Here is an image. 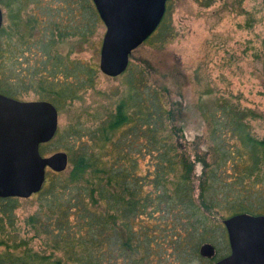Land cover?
I'll use <instances>...</instances> for the list:
<instances>
[{
	"label": "trees",
	"instance_id": "1",
	"mask_svg": "<svg viewBox=\"0 0 264 264\" xmlns=\"http://www.w3.org/2000/svg\"><path fill=\"white\" fill-rule=\"evenodd\" d=\"M13 1L35 5L42 2ZM62 1V9L67 11L65 19L61 24L43 20L42 34L35 45L29 44L30 51L38 41L48 50L69 36L85 41L87 35L93 34L100 19L92 1L72 0L81 4L79 9L70 0ZM195 1L210 6L215 0ZM60 10L45 5L49 18L61 17ZM87 10L89 25L83 22ZM166 20L165 12L153 35L165 33ZM39 24V18L32 15L26 26L38 29ZM49 50L46 56L54 59L49 73L53 77L73 73L77 78L73 86L76 89L64 83L57 91L56 86L61 85H53L52 89L41 83L42 91L58 108L65 99L76 98L79 91L94 86L95 69L70 61L68 54L52 57ZM126 90L115 112L87 130L88 138L78 149H66L71 164L68 174H54L56 177L39 192V211L26 221L35 237L43 238L52 251L62 253L71 264H191L202 258L200 246L214 240L215 231L209 227L213 211L226 208L229 217L240 213L264 215L261 189L242 185L238 192L234 191L237 182L242 183L245 177L255 176L262 183L264 141L254 139L233 110L223 112L224 127L238 136L243 149H213L217 158L211 164L201 157L192 161L184 151V135L176 124L174 110L167 108L166 92L152 88L145 74L136 76L130 72ZM65 131L72 138L83 135L77 126ZM145 156L152 158V170L142 175L139 163ZM239 158L244 160L236 183L223 181L217 170ZM197 163L203 166L198 194L193 181ZM16 207L17 198L0 199V223L2 218L12 223ZM0 232L5 234L2 226ZM26 246L23 240H13L9 245L0 239V247H5L0 251V264H64ZM22 247L25 249L18 252Z\"/></svg>",
	"mask_w": 264,
	"mask_h": 264
},
{
	"label": "rangeland",
	"instance_id": "2",
	"mask_svg": "<svg viewBox=\"0 0 264 264\" xmlns=\"http://www.w3.org/2000/svg\"><path fill=\"white\" fill-rule=\"evenodd\" d=\"M39 1H42L41 4L35 5L0 0L3 12L0 93L22 101L51 102L41 89L42 82L44 87L52 89L53 85H61L56 86L57 91L62 90L64 83L76 87L77 78L73 73L56 77L49 73L54 63V59L46 56L49 49L52 57L68 54L70 61L95 69L94 86L82 89L76 98L65 99L57 108V134L44 147L43 154L50 156L64 152L69 163L63 173L48 172L46 185L56 177L54 174L65 176L70 171V155L66 149H78L88 138L87 130L94 129L108 114L115 112L120 99L126 94L129 72L136 76L145 74L152 88L166 92L167 108L174 110L176 124L182 128L184 135V151L192 161L201 157L211 164L217 158L213 149H243L238 136L228 133L224 127L223 112L229 109L234 111L254 139L264 141V0H215L210 6L195 0H168L165 33L152 34L133 50L125 72L114 77L103 74L99 69L100 48L105 33L101 21L85 41L69 36L48 50L39 41L36 48L29 50V44L32 45L42 34L43 20L44 23L51 20L61 24L67 13L62 9V0ZM70 3L77 9L81 6L77 1L74 4L70 0ZM48 4L61 9V17L49 18L45 11ZM32 15L39 18L38 29L26 26ZM83 22L90 23L88 10ZM66 24L67 27L71 25L67 20ZM72 126L82 131L80 139L65 133ZM243 160L233 159L222 164L217 174L229 184L236 183L237 171L242 170ZM151 164L149 156L140 159L142 175L152 170ZM202 173L203 166L197 163L193 173L196 194ZM258 182L255 176L245 177L242 183L237 182L234 191L238 192L244 185L264 192V179L262 183ZM39 208V193L26 199L18 198L13 222L2 218L0 226L5 234L0 232V239L9 245L13 244V240L15 243L23 240L27 243L26 248L33 252L71 264L64 260L62 253L52 251L43 238L35 237L27 225L28 217L37 213ZM225 209H216L210 215L209 227L215 231L212 234L214 242H205L215 247L216 258H199L191 264H212L229 254L227 234L222 224L229 217ZM24 249L22 247L18 252ZM3 250L5 247H0V251Z\"/></svg>",
	"mask_w": 264,
	"mask_h": 264
},
{
	"label": "water",
	"instance_id": "3",
	"mask_svg": "<svg viewBox=\"0 0 264 264\" xmlns=\"http://www.w3.org/2000/svg\"><path fill=\"white\" fill-rule=\"evenodd\" d=\"M105 27L100 48V71L107 76L125 72L133 50L159 27L168 0H91ZM3 12L0 7V30ZM264 71V61H263ZM58 127V112L49 102H19L0 94V199H26L46 182V169L63 173L68 167L64 152L42 157L39 145L50 141ZM229 254L212 264H264V215L240 213L222 222ZM212 260L214 247L199 248Z\"/></svg>",
	"mask_w": 264,
	"mask_h": 264
},
{
	"label": "flooded vegetation",
	"instance_id": "4",
	"mask_svg": "<svg viewBox=\"0 0 264 264\" xmlns=\"http://www.w3.org/2000/svg\"><path fill=\"white\" fill-rule=\"evenodd\" d=\"M0 94L3 95V96H5V97L11 98V99H13V100H16V101H19V102H25V103H28V102H49V101H45V100L22 101V100H19V99L15 98V97L6 96V95H4V94H2V93H0ZM49 103L52 104V105L56 108V110H57V112H58L57 107H56L53 103H51V102H49ZM57 130H58V127H57ZM56 134H57V131H56L54 137H53L50 141H48V142H44V143H41V144L39 145V152H40V154H41L42 157H47V156H45V155L43 154V149H44V147H46V146H47V145H48V144H49V143L55 138ZM48 172H51V171L47 168V169H46V175H47ZM52 173H53V172H52ZM45 180H46V179H45Z\"/></svg>",
	"mask_w": 264,
	"mask_h": 264
}]
</instances>
